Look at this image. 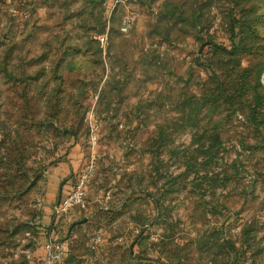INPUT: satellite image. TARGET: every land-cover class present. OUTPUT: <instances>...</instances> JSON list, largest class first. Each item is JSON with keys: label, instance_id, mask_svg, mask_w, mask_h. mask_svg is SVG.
I'll use <instances>...</instances> for the list:
<instances>
[{"label": "rangeland", "instance_id": "obj_1", "mask_svg": "<svg viewBox=\"0 0 264 264\" xmlns=\"http://www.w3.org/2000/svg\"><path fill=\"white\" fill-rule=\"evenodd\" d=\"M66 158L57 264H264V0H0V264Z\"/></svg>", "mask_w": 264, "mask_h": 264}, {"label": "crops", "instance_id": "obj_2", "mask_svg": "<svg viewBox=\"0 0 264 264\" xmlns=\"http://www.w3.org/2000/svg\"><path fill=\"white\" fill-rule=\"evenodd\" d=\"M75 163L76 160L74 159H70V158H66V159H62V160H58L56 161V163L50 164L48 165L47 169L45 170V172L43 173L46 177V184H45V201H46V205H45V214L43 215V220L44 223H50L51 224V230L52 233L51 235L53 237L56 238H63L66 239L67 244L70 241V237H71V232H72V228H73V220L74 218H72L69 222L70 226L67 228L68 231L65 232L66 230H64V224L67 222V219L69 216L65 218L63 217H58L54 222H50V217L52 218V215L49 216L52 212H53V205L56 203V201L60 198L63 197L67 194V192H65V187L67 186L68 183V177L70 175V173H73V171H75ZM78 222V221H77ZM63 227V231L59 230V227ZM67 226V223L66 225ZM44 236L41 237V244H39L38 246H35L34 249L29 250V259H28V264H39V262H35L34 259H44L45 257V248H44V242L46 240V237L48 236V232L47 234H43ZM74 235V232L72 234V236ZM71 246H69L68 244V249H70ZM67 254V253H66ZM65 254V256H66ZM37 255V256H36ZM64 256V257H65ZM64 259V258H63ZM62 262V261H60ZM59 262V263H60ZM40 264H44V260L40 263Z\"/></svg>", "mask_w": 264, "mask_h": 264}, {"label": "built area", "instance_id": "obj_3", "mask_svg": "<svg viewBox=\"0 0 264 264\" xmlns=\"http://www.w3.org/2000/svg\"><path fill=\"white\" fill-rule=\"evenodd\" d=\"M129 24V19L124 18L125 29ZM85 191V174H80L72 187L71 191L65 196L60 197L56 203L53 205V222L60 216L67 214L69 210L76 206L78 208H84L86 206V201L84 199ZM51 228L48 230V236L44 242L45 257L44 264H57L60 262L65 254L67 253L68 244L66 239L56 238L51 235Z\"/></svg>", "mask_w": 264, "mask_h": 264}, {"label": "water", "instance_id": "obj_4", "mask_svg": "<svg viewBox=\"0 0 264 264\" xmlns=\"http://www.w3.org/2000/svg\"><path fill=\"white\" fill-rule=\"evenodd\" d=\"M84 220H85V218H84V219H81V220H79V221L81 222V221H84Z\"/></svg>", "mask_w": 264, "mask_h": 264}]
</instances>
